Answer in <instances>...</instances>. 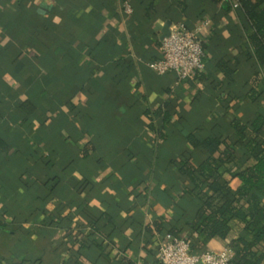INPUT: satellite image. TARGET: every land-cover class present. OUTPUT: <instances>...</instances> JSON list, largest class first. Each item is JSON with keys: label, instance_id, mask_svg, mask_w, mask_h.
Listing matches in <instances>:
<instances>
[{"label": "crops", "instance_id": "1", "mask_svg": "<svg viewBox=\"0 0 264 264\" xmlns=\"http://www.w3.org/2000/svg\"><path fill=\"white\" fill-rule=\"evenodd\" d=\"M123 1L0 0V223L9 229L0 264H159L154 224L169 228L189 212L188 184L170 163L198 156L185 138L254 118L247 82L259 70L264 88V68L250 58L242 9L128 0L126 17ZM168 21H209L193 79L148 66ZM257 108L264 115V94Z\"/></svg>", "mask_w": 264, "mask_h": 264}, {"label": "trees", "instance_id": "2", "mask_svg": "<svg viewBox=\"0 0 264 264\" xmlns=\"http://www.w3.org/2000/svg\"><path fill=\"white\" fill-rule=\"evenodd\" d=\"M238 2L251 27L248 35L252 50L250 58L263 69L264 0ZM260 76L261 72L257 70L247 82L246 96L255 114L253 119L234 117L229 130L218 136H202L195 130L185 138L198 156H181L170 163L178 178L188 184L182 198L187 200L185 197H189L190 201L186 203L189 212L181 211L180 218L169 228L165 229L161 223L154 224L156 232L161 235L170 233L184 237L193 252L209 249L211 242L229 246L233 251L230 264H264V115L257 108L264 88ZM233 99H236L235 95L226 97L228 104ZM32 111L30 108L27 113ZM60 180L52 179V187H56ZM90 214L96 222L111 224L107 212ZM147 229L153 231L151 227ZM8 230L5 223H0V235ZM232 232L238 237L227 242ZM2 255L0 251V257ZM73 259L71 257L64 264H74Z\"/></svg>", "mask_w": 264, "mask_h": 264}, {"label": "built area", "instance_id": "3", "mask_svg": "<svg viewBox=\"0 0 264 264\" xmlns=\"http://www.w3.org/2000/svg\"><path fill=\"white\" fill-rule=\"evenodd\" d=\"M224 1L235 9L240 7L238 0ZM121 9L126 17L133 14L128 0L123 1ZM208 24L209 21H204L195 29H188L183 22L173 24L170 34L161 41V57L149 61V68L160 75L176 72L180 80L195 78L205 67L201 32ZM156 257L159 264H230L233 251L225 246L221 250L209 248L193 252L184 237L165 233L158 238Z\"/></svg>", "mask_w": 264, "mask_h": 264}, {"label": "water", "instance_id": "4", "mask_svg": "<svg viewBox=\"0 0 264 264\" xmlns=\"http://www.w3.org/2000/svg\"><path fill=\"white\" fill-rule=\"evenodd\" d=\"M171 25H172L171 21H168L167 23H165V25H162V27H160L162 31L161 39H164L170 34Z\"/></svg>", "mask_w": 264, "mask_h": 264}]
</instances>
